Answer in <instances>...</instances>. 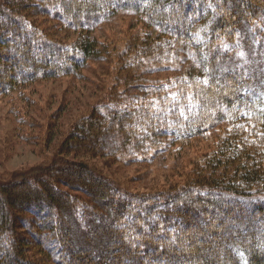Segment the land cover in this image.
<instances>
[{
  "label": "trees",
  "instance_id": "16d2710c",
  "mask_svg": "<svg viewBox=\"0 0 264 264\" xmlns=\"http://www.w3.org/2000/svg\"><path fill=\"white\" fill-rule=\"evenodd\" d=\"M119 12L143 25L122 49L93 35ZM90 61L118 73L67 128L27 98L43 124L0 109V160L21 146L41 159L0 176V264H264V132L248 124L256 109L264 122V0H0V100L84 80ZM210 131L216 149L161 189L131 190L94 161Z\"/></svg>",
  "mask_w": 264,
  "mask_h": 264
},
{
  "label": "rangeland",
  "instance_id": "374dc122",
  "mask_svg": "<svg viewBox=\"0 0 264 264\" xmlns=\"http://www.w3.org/2000/svg\"><path fill=\"white\" fill-rule=\"evenodd\" d=\"M42 20V26H48L53 28L57 22L50 17H40ZM143 29L142 23L139 18L133 12H119L112 15L105 22H102L97 28L93 30V35L105 44H110L112 41L115 45L122 49L128 39V33H136ZM61 37L64 33H59ZM76 34L69 32V35L65 37V42H71L76 38ZM100 63L90 61L86 64V68L82 72L84 80H76L72 76H64L57 79L39 80L36 83H32L23 92L22 99L13 98L14 95L5 97L0 100V109L2 113H7L12 109L16 111L22 118L32 122L33 126H38L44 122L37 118V114H30V118L26 117L23 111L24 99L31 100L34 107H44L49 111L45 113L46 116H51V112L61 110L65 112L61 123L64 128H67L73 118L85 115L90 107L91 103L96 98L105 95L109 90V86L106 83H113L114 77L118 73L116 66L111 63ZM114 63H117L115 61ZM101 66L105 67V70ZM107 69L108 76H105ZM168 73L155 74L151 78L156 82H162ZM150 82H153L150 80ZM148 83V75L147 82ZM158 84V83H156ZM138 84L132 86V93ZM123 85L118 86V90L123 91ZM96 96V97H94ZM219 101H215L213 105H218ZM253 109H255L253 105ZM256 109L253 114L257 117L254 119H248V124L252 128H256V131L262 130L264 132V122H260V118ZM49 113V114H48ZM4 127L10 128V123H3ZM226 124L221 125L219 128H215V134L222 137L224 136V129ZM35 133L33 140L39 137L37 133L39 131H31L27 129L26 133ZM44 133V130H43ZM46 133V131H45ZM215 134L210 131L205 137L206 139L197 138L192 141L186 142L174 141L169 139H162L160 144L153 147L152 151L142 153L131 158L128 161H117L109 158H98L94 160L99 169L111 176L116 177L122 183H125L131 190L146 192L150 190L161 189L162 187H168V184L172 182H182L183 177H178V173L186 174L194 167L195 164L199 165L206 153H210L216 149L217 140ZM44 137V134H43ZM32 148L21 146L17 151L12 153H4L2 160H0V176L3 178V174L12 173L22 168L28 167L32 164L40 162L38 154L31 150ZM34 150H37L36 148ZM12 156V157H11ZM6 157L7 160H4ZM10 160V161H9ZM175 173V174H174Z\"/></svg>",
  "mask_w": 264,
  "mask_h": 264
}]
</instances>
